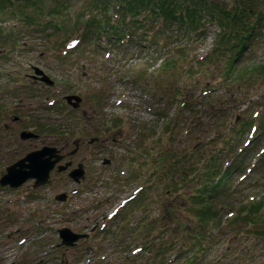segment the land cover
<instances>
[{"label": "rangeland", "instance_id": "1", "mask_svg": "<svg viewBox=\"0 0 264 264\" xmlns=\"http://www.w3.org/2000/svg\"><path fill=\"white\" fill-rule=\"evenodd\" d=\"M217 1L233 5V0ZM69 12L72 8L55 16L50 29L43 33L22 26L9 11L5 18L0 17L1 29H10L19 42L0 45V180L9 166L32 152L52 147L65 149L63 153L60 150L64 155L76 149L79 143L75 145V140H82L80 151L74 157L64 155L59 163L69 161L72 165L68 170L59 172L55 168L51 172L47 184L51 186L32 191L33 178L19 188L0 186V264H182L189 252L181 249L184 236L177 226H188L193 218L187 217L184 208L173 205L176 193L162 196L159 203L158 192L151 189L144 206H136L137 198L113 220L110 215L144 184V179L125 177L130 178L129 172L134 170L145 177L147 169L142 168L143 161L138 157L145 150L150 153L149 167L154 170L160 150L165 154L175 147V152L183 155L202 146L207 151L236 146L241 152L246 141L254 139L248 146L253 148L252 155L256 153L247 163L251 173L244 180L240 174L233 177L236 185H241L224 194L217 201V209L224 204L241 208L252 194L258 199L264 197V169L254 171L264 147L258 150L253 146L264 138H257L261 125L257 116L264 117V34L232 68L216 55L202 66L203 70L196 66L198 58L213 48L220 27L208 24L200 37L170 34L164 52H176L169 64L173 67L175 63L172 72L171 67L161 68L164 52L149 39L135 42L136 47L129 44L133 49L125 44L107 47L106 40L102 46L98 43L97 50L93 45L67 47V39L74 32ZM35 68L49 76L54 85L34 79ZM135 73L142 80L132 79ZM8 74L13 77L8 78ZM197 83L212 88L210 99L204 103L207 108L218 109L212 110L211 117H202L204 127L197 126L189 134L185 131L187 137L180 136L182 129L166 133L165 124L177 112L176 108L170 111V88H183L187 94L197 90ZM68 95L82 98L79 108L74 110L67 103ZM14 117L19 121L14 122ZM257 126L258 131L253 129ZM180 128H184L183 123ZM22 131H32L40 139L22 141ZM93 139L98 142L90 145ZM106 158L112 160L108 166L103 164ZM81 163L85 165L86 181L78 187L69 175ZM197 182L192 181L186 191L197 189ZM62 193L69 194L66 203L57 199ZM222 216H226L224 212ZM98 222L99 229L89 240H80L76 247L56 248L61 242L60 229L83 234ZM241 240L237 248L247 255L246 237ZM152 241L154 245L148 247L146 244ZM169 244L177 250L165 253ZM228 247L222 241L210 247L205 255L207 264H221L217 259L227 254ZM254 253L261 258L246 264H264V249L259 245ZM227 264L245 261L241 256Z\"/></svg>", "mask_w": 264, "mask_h": 264}, {"label": "trees", "instance_id": "2", "mask_svg": "<svg viewBox=\"0 0 264 264\" xmlns=\"http://www.w3.org/2000/svg\"><path fill=\"white\" fill-rule=\"evenodd\" d=\"M78 5L80 6L73 12ZM69 8H72L69 21L73 24L74 32L67 39L68 45L76 41V46L93 45L95 50L99 47V42L102 46L103 40L107 41V47L125 44L129 49H133L132 47H136L134 43L144 38L146 41L149 39L153 45L160 46L164 52L167 49L168 35L186 34L200 37L207 31L208 24L218 25L220 34L213 48L202 59L198 58L196 66L200 69L216 55L221 57V62L231 63L229 68H232L256 43L259 35L264 34V0H233L231 7L217 0H0V17L5 18L9 11L22 26L43 33L50 29L55 16H61ZM11 38L13 39L10 40ZM6 43L19 44L10 29L2 30L0 27V45ZM161 55L165 58L161 68L171 67L174 72L175 63L173 67L169 64L176 52L165 51ZM139 75L135 73L132 79L142 80ZM11 77L13 75L8 74V78ZM196 86L195 92L187 94L183 88H170V111L176 108L177 112L170 116L169 111L170 119L165 124L166 133L182 129L180 136L184 134L187 137L185 131L189 134L197 126L202 127V117H211L212 110L215 112L218 109L207 108L204 103L205 99H210L212 88L200 83ZM161 115L166 118L165 112ZM181 117L184 119L180 120ZM257 117L261 121L258 138L264 136V117ZM181 123L184 128H180ZM216 140L219 141L220 138ZM253 141L254 139L249 144L246 142L245 149L239 148L241 152L236 146H230L225 151H207L206 147L202 146L197 152L186 151L183 155L176 153L175 147L165 154L160 150L155 159L154 170L149 167L150 153L147 150L143 153L139 150L142 153L138 156L143 161L142 168L147 169L145 177H141L139 170L129 172L130 178L125 177L133 181L144 179L142 189L139 195H136V206H144L147 191L151 189L158 192L159 203L162 196L176 193V202L173 205L184 208L188 213L187 217L193 218L190 225L178 223L177 226L181 236H184L181 249L183 252H189L184 253L186 256L182 264H207L205 255L208 249L221 241L229 245L227 254L217 259L221 264H227L231 258L239 259L241 256L245 264L246 261L254 263L261 258L254 252L259 245L264 249V197L258 199L252 194L242 202L241 208L224 204L222 211L217 209V201L224 194H231L234 187L241 185H236L233 177L240 174L244 180V177L251 173L247 163L251 162L256 153L252 155L253 148L248 146ZM253 146L254 149L263 148L264 138ZM219 153L222 155H218ZM200 156L198 163L194 161ZM257 159L254 171L264 169V153ZM133 160L137 162L136 158ZM187 160L190 162H185ZM194 180H198V188L186 191ZM223 212L225 217L222 216ZM173 221L177 222L176 219ZM215 231L217 232L214 233ZM243 237H246V245L249 246L247 255L241 254L237 248ZM146 245L151 247L154 241ZM166 247L165 253L177 250V247L170 248V244ZM180 251L178 247V256Z\"/></svg>", "mask_w": 264, "mask_h": 264}, {"label": "water", "instance_id": "3", "mask_svg": "<svg viewBox=\"0 0 264 264\" xmlns=\"http://www.w3.org/2000/svg\"><path fill=\"white\" fill-rule=\"evenodd\" d=\"M35 74L36 75L33 76L34 79H39L49 86L54 85V82L50 80L49 76H47L39 68H35ZM66 100L74 108H78L82 101V99L76 95L67 96ZM38 137V135L31 131H23L20 134V138L22 140L37 139ZM75 144L77 145V143ZM78 150L79 146L77 145L76 149L71 153V155L76 154ZM64 158L65 156L61 154L60 150L52 147H44L39 151L32 152L25 158L19 160L18 162L7 168V174L1 178L0 186H11L13 188H19L28 179L31 178L36 180V187L47 185L51 182V172ZM110 163L111 161L109 159L105 161V164ZM71 165L72 164L70 162L65 165H60L58 167V171L64 172L68 170ZM25 169H29V171L27 172L25 171ZM69 176L73 179L74 182L80 184L81 181L86 177L84 165L80 164L79 169L72 170ZM57 199L64 202L67 200V194L63 193L59 195ZM59 235L61 238V243L58 245L59 247H75L80 240L88 239L90 237L89 233H75L69 228L60 229Z\"/></svg>", "mask_w": 264, "mask_h": 264}, {"label": "flooded vegetation", "instance_id": "4", "mask_svg": "<svg viewBox=\"0 0 264 264\" xmlns=\"http://www.w3.org/2000/svg\"><path fill=\"white\" fill-rule=\"evenodd\" d=\"M81 141H82V140H79V141L77 142V144L79 143V144H78L79 149H80V147H81ZM82 145H83V144H82ZM60 150L62 151V153H63V151H65V149H60ZM73 151H74V149H73L72 151L68 152L67 154H64V155L66 156V158H69V157H70L69 154L71 155V153H72ZM79 151H80V150H78V152H79ZM78 152H77V153H78ZM77 153H76V154H77ZM76 154H75V155H76ZM75 155H74V156H75ZM74 156H72V157H74ZM68 162H69V161H68ZM68 162H67V163H68ZM65 164H66V163H65ZM49 186H51V185H46V186L41 187V188H34V185H33V188H34V190L37 192V191H40V190H42V189H44V188H46V187H49ZM105 219H106V218H105ZM105 219H104V220H105ZM95 226L97 227V223L95 224ZM95 226H94V227H95ZM95 231H96V230H95ZM95 231H93V233H94Z\"/></svg>", "mask_w": 264, "mask_h": 264}]
</instances>
